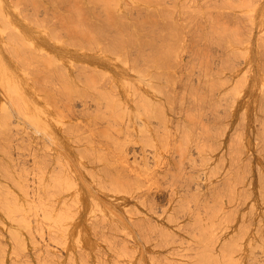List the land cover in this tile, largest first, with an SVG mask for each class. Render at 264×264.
I'll return each instance as SVG.
<instances>
[{
	"label": "rangeland",
	"instance_id": "374dc122",
	"mask_svg": "<svg viewBox=\"0 0 264 264\" xmlns=\"http://www.w3.org/2000/svg\"><path fill=\"white\" fill-rule=\"evenodd\" d=\"M121 1L0 0V264H264V0Z\"/></svg>",
	"mask_w": 264,
	"mask_h": 264
},
{
	"label": "bare ground",
	"instance_id": "6f19581e",
	"mask_svg": "<svg viewBox=\"0 0 264 264\" xmlns=\"http://www.w3.org/2000/svg\"><path fill=\"white\" fill-rule=\"evenodd\" d=\"M102 1L104 2V1H107V0H99V1L97 0L98 3H99V2L102 3ZM112 1L114 2V8H116L115 12L118 10V8H119L120 6H121V7H122V6L125 7L124 5H126V4L123 3L121 0H112ZM97 2H96V3H97ZM3 4H4V3H3ZM3 7H4V6H2V8H3ZM2 8H1V11H2ZM5 8H6V7H4V9H5ZM78 8H79V7H78ZM75 9H77V8L75 7ZM5 10H6V9H5ZM71 10H72V9H71ZM71 10H70V11H71ZM1 11H0V15H2V19H3L4 21L2 22V25H1V23H0V25L2 26V28L5 27V29H4V28H3V29L0 28V31H1V30L5 31L6 29H8V27H10V28H11V27H14L15 30H14L13 28H11V29L14 30V32L16 31L15 33L17 34V35H16L14 32H12V30L9 28L11 31H10V30H7V31H10V33L12 32V36L10 35V37H12V38L8 37V38H9V39H7V41H8L7 43H8V44L5 43V45H7V47H8V45H9L10 48H12V47L15 46V48H16L17 46L20 47V45H21V43H22V47H24V44H25V43H23V42H25L26 40H25V37L22 35L23 33H21V32L17 33V32L20 31V30L17 31V29L15 28V26H19V23L17 22V20H16L14 14H12V13L10 12L11 15H13V21H10V19L7 21V20H6V16H4L5 14H3L4 12L2 11V12H3V13H2ZM8 11H9V10H8ZM72 11H74V12H72ZM72 11H71L72 14H75V15H74V18H75V16L78 17L77 14H79V13H75V12H78L79 10L77 9V11H76V10L73 9ZM115 12H114V13H115ZM67 15H68V16L70 15V16H69L70 19H69V17L67 16L66 23L68 22L69 25H68V24H67V25L70 27V28H69V27H68V28L71 29L72 32L75 34V35H74V34L72 33L74 37H75L76 35H77V36H76L77 38H82V37H83L82 40H84V38H85V39H86V42H93L94 40H97V39H98V38H96V37H97L96 33L92 32V31H91V32L94 33V34L89 33L90 31H87L88 29L85 28V27H84V29H86V30H84L83 27H81L79 24H77V23H78L77 20L75 21L76 23H75V22L73 23V20H72L73 17H72V15H71L70 12H69V14H67ZM7 17H8V18H11L10 15L7 16ZM71 17H72V18H71ZM65 18H66V17H65ZM2 19H1V20H2ZM68 19H69L71 22H70ZM5 21H6V22H5ZM3 23H5L6 25L3 24ZM7 23H8V24H7ZM74 24H75V25H74ZM66 28H67V27H66ZM69 31H70V30H69ZM70 32H71V31H70ZM98 32H99V31H98ZM98 32H97V33H98ZM10 33H9V34H10ZM20 33H21L22 37H24L23 39H22ZM36 34H37V33H36ZM36 34H34V36H36V38H37V35H36ZM13 35H14V36H13ZM17 36L20 37V38H18ZM25 36H26V34H25ZM27 36H28V35H27ZM95 36H96V37H95ZM98 36H99V35H98ZM30 37H31V36H29V39H30L29 41H30V42L27 40V41L29 42L28 45H32V43H31L32 40H31ZM76 37H75V38H76ZM100 37H101V36H100ZM13 38H15V39L17 38V39H16V42H15V40H13V42H15L16 45H17V43H18L19 41H21V39H22L23 42H22V41H21V43L19 42L20 45L18 44V45L16 46V45H14V44L12 43V39H13ZM27 38H28V37H27ZM27 38H26V39H27ZM32 38L34 39L33 36H32ZM39 38H40V37H39ZM17 40H18V41H17ZM35 40L39 41L38 38L35 39ZM9 41H11V43H12V47H11ZM27 41H26V42H27ZM33 41H34V40H33ZM0 42H1V40H0ZM110 42H111V41H110ZM116 42H117V41H116ZM116 42H115V43H116ZM35 43H36V42H35ZM42 43H43V42H42ZM112 43L114 44V42H112ZM0 44H2V42H1ZM3 44H4V43H3ZM3 44H2V45H3ZM28 45L25 44V48H26V47H29ZM35 45H36V44H35ZM37 45H38V44H37ZM18 47H17L16 49H19V50L24 49V48H21V47L18 48ZM19 50H14V51L18 52ZM18 53H19V52H18ZM63 54H64V53H63ZM63 54H62V55H63ZM65 56H66V55H65ZM30 58H31V57H30ZM27 60H28V59H27ZM32 60H33V59H32ZM3 82L5 83V89H7V91H8L7 93H8V95L11 96V97L13 98V100H14V104H15V106L17 107L16 110L19 112V104H21L23 101H25V96L22 95V91L20 90V89H22V86H21V83H20L21 81L19 80V73L16 74V71H15V72H8L7 74L5 73V75H4V77H3ZM244 82H245V80H244ZM244 82H243V81L241 82L243 88H242L241 91H239V94H238V95L240 96V97H239L240 100L243 101V98H244V100L248 101L250 98H249V99H246V97H248L249 95H250L249 97H251V95H252V94H251V93H252V90L255 88V87H254V88L252 89L250 86L253 87V86H255V84L252 83V84H254V85H252V84H251V85H248L247 83H249L250 81H249V82L247 81V82H245V83H244ZM250 83H251V82H250ZM250 83H249V84H250ZM243 84H244V85H243ZM242 86H241V87H242ZM248 89H249V90H248ZM239 90H240V89H239ZM253 96H254V95H253ZM246 101H244V102L246 103ZM20 102H21V103H20ZM244 102H243V103H244ZM22 104H23V105H22ZM22 104H21V105H22L21 108H22V109L24 108V110H25V109H26V108H25V107H26V106H25V103L23 102ZM24 106H25V107H24ZM2 107H3V105H1L0 108H2ZM35 108H36V107H35ZM35 108H34L33 110H36ZM4 109H5V108H4ZM2 110H3V108H2ZM4 111H5V110H4ZM26 111H27V109H26ZM5 112H7V111H5ZM28 112H29V111H28ZM30 114H31V113H30ZM28 115H29V114H28ZM32 116H35V114H34V115L32 114V115L30 116V117H31V120H30V119H29V120H30L31 122H33L34 120H36V121H38V122L35 123V124L38 125V123H41V121L38 120V119H39L38 115H36V116L34 117V120H33V121H32ZM37 117H38V118H37ZM35 118H37V119H35ZM40 120H41V118H40ZM36 121H35V122H36ZM33 123H34V122H33ZM6 192H7V191H6ZM7 194H8V196H11L12 193H11V192H10V193L8 192ZM6 198H8V197H5V199H6ZM9 199H11V198H9ZM13 199H15V198H13ZM13 199H12V200H13ZM16 199H17V198H16ZM1 200H2V198H1ZM7 201H8V200H7ZM1 202H3V201H1ZM8 202H10V201H8ZM13 202H14V200H13ZM4 204H5V202H4ZM7 204H8V203H7ZM7 204L4 205L5 208H6V212H8L7 214H10V213H11V212L9 213L10 210L13 212L14 210H17V209H18V204H17V205L14 204V206H16V208H15L14 206H11V209H10V207L8 208ZM11 204H12V203H11ZM11 204H10V205H11ZM8 205H9V204H8ZM10 205H9V206H10ZM12 205H13V204H12ZM6 206H7V207H6ZM2 207H3V206H2ZM7 208H8L9 210H8ZM14 208H15V209H14ZM12 209H14V210H12ZM7 210H8V211H7ZM18 210H19V209H18ZM18 212H19V211H18ZM7 214H6V215H7ZM4 216H5V215H4ZM7 222H8V220H7ZM21 222H22V221H21ZM9 223H10V222H9ZM12 223H13V221H12ZM23 223H24V222H23ZM13 224H14V223H13ZM21 224H22V223H21ZM26 224H27V223H26ZM9 225H10V224H9ZM15 225H16V224H15ZM19 225H20V224H19ZM27 225H28V224H27ZM22 226H23V225H22ZM24 226H25V225H24ZM6 227H7V230H8L9 227H8V226H6ZM20 228H21V227H20ZM24 228H25V227H24ZM26 228H27V227H26ZM9 230H10V232H12V233L15 235V236H13V237H15V238H16V236L19 237V234H20V233H19V227H18V225H17V226H14V227H13V226L10 227ZM12 233H11V234H12ZM21 236H22V235H21ZM209 236H210V234H209ZM17 239H18V238H17ZM18 240H19V239H18ZM16 241H17V240H16ZM211 241H212V240H211ZM212 242H213V241H212ZM205 246H206V245H205ZM205 246H203V247H205ZM214 256H215L214 259L220 261V258H221V257H220L218 254H214ZM218 261H217V262H218ZM225 261H227L226 264H238V261H237L236 258H234L233 256H229V258H227Z\"/></svg>",
	"mask_w": 264,
	"mask_h": 264
}]
</instances>
